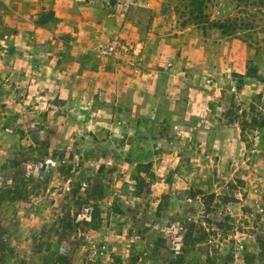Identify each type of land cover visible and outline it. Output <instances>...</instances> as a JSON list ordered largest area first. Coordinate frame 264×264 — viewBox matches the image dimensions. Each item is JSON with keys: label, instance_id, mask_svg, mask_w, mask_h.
I'll use <instances>...</instances> for the list:
<instances>
[{"label": "rangeland", "instance_id": "rangeland-1", "mask_svg": "<svg viewBox=\"0 0 264 264\" xmlns=\"http://www.w3.org/2000/svg\"><path fill=\"white\" fill-rule=\"evenodd\" d=\"M169 4L0 0V264H264V126L225 116L264 91V27Z\"/></svg>", "mask_w": 264, "mask_h": 264}, {"label": "trees", "instance_id": "trees-1", "mask_svg": "<svg viewBox=\"0 0 264 264\" xmlns=\"http://www.w3.org/2000/svg\"><path fill=\"white\" fill-rule=\"evenodd\" d=\"M171 8L175 11L181 26L193 25L202 33L218 31L222 35H240L249 43H255V35L264 27V0H230L231 11L219 16L213 15L211 9L216 6V0H172ZM249 74L258 76L253 66L249 67ZM229 121L240 122L241 133L246 130L253 131L264 126V91L253 93L247 103H236L232 101L226 109ZM34 143L36 138L33 139ZM39 143V142H37ZM18 159L34 160L44 156L38 146L28 145L19 149ZM17 162V161H16ZM16 188H9L5 195L16 194ZM214 194L211 193L209 201ZM209 208L208 202H205ZM201 226V225H200ZM185 242L191 238L190 232L184 233ZM203 237L191 239L195 244ZM259 257L264 259V235L259 236Z\"/></svg>", "mask_w": 264, "mask_h": 264}]
</instances>
